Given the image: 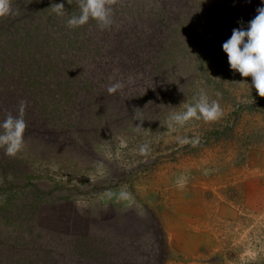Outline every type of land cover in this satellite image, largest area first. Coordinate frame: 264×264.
<instances>
[{
    "label": "rangeland",
    "instance_id": "rangeland-1",
    "mask_svg": "<svg viewBox=\"0 0 264 264\" xmlns=\"http://www.w3.org/2000/svg\"><path fill=\"white\" fill-rule=\"evenodd\" d=\"M195 1L212 6V14L225 3L233 7L241 4L240 0ZM247 2L246 9L242 4L241 7L254 17L261 2ZM210 46L208 42L207 47H193L189 57L192 60L185 64V73L174 86L171 101L165 108L153 111L150 118L143 111L129 114V109L124 118L119 119L116 114L115 121H103L97 113L99 106L88 93L81 102L85 112L93 113L94 123L97 121L100 126L91 122L94 135H84V149L74 146L71 136L66 139L64 133L52 131L48 138L51 141L41 142L35 135H24L23 148L15 156L4 153L5 161L14 162L9 176L15 188L0 190V198L11 197L15 189L31 193V185L38 184L41 190L51 192L54 199L49 197L40 204L31 223L17 220L14 209L0 207V227L5 234L0 236L3 250L8 251L15 244L23 250H14L12 256H17L12 264H19L23 257L31 258L30 263L34 264H67L50 250L57 240L68 247L81 244L88 251L86 245L96 242L93 235H106L100 247L110 244L117 250L123 246L109 235L114 227L116 235L129 231L134 243H145L138 252L124 250L126 257H115L116 264H153L148 255L160 253L164 256L162 264H264V208L257 207L258 212L255 207H247L242 189L257 176L263 177L258 171L264 169V97L240 83L247 81L251 85V76L245 78L233 72L223 48L214 43L211 49ZM200 55L206 57L205 62L199 61ZM105 64L101 71L104 74L93 80L101 83L105 76L108 83L126 80L135 86L128 90L131 97L142 95L143 87L134 83L136 78H125L134 70L131 58ZM201 94L218 100L222 116L211 122L192 119L183 126L170 128L168 116L183 111ZM119 109L116 108L117 113ZM63 117H68V112ZM143 145H147V150L141 152ZM29 173L33 176L32 184L25 179ZM3 182L0 173V185ZM16 182L25 185L17 188ZM225 190L237 218L228 223L220 219L217 229L222 248L212 257V192L224 199ZM122 191L129 194L127 198L120 197ZM193 193L198 194L201 208L193 214L188 212L186 222L180 226L179 202ZM16 201L15 194L12 203ZM159 228L161 249L153 244V232L157 234ZM180 232H185L190 246L187 253L170 243V238L174 242L181 238ZM133 233L141 238L133 237ZM200 243L202 247L198 246ZM47 246L50 253L42 249ZM3 250L0 255L4 257ZM93 254L100 257L96 251Z\"/></svg>",
    "mask_w": 264,
    "mask_h": 264
},
{
    "label": "trees",
    "instance_id": "trees-1",
    "mask_svg": "<svg viewBox=\"0 0 264 264\" xmlns=\"http://www.w3.org/2000/svg\"><path fill=\"white\" fill-rule=\"evenodd\" d=\"M60 2L64 3L67 12L63 17L57 16L51 7ZM240 3L247 8V0H240ZM11 4L12 13L0 17V121L9 113L19 115L21 101H24L23 118L27 124L24 135H35L42 142L45 139L51 141L48 138L52 131H60L66 139L68 135L73 138L74 146H83V149L87 139L84 135H94L91 122L100 126L97 121L94 123L93 113L85 112L81 102L88 93L99 106L97 113L103 121H115L117 115L119 119L124 118L129 109V114L143 111L150 118L153 111L165 108L171 101L174 86L182 80L185 64L192 60L189 57L194 46L207 47L209 42L211 46L214 43L217 48H222L234 28L246 27L253 18L247 15L241 4L233 7L225 3L212 14V6L195 0H111L114 22L109 29L99 28L95 21L80 29H69L65 20L68 15L78 13V0H70V3L68 0H11ZM251 7L252 3L248 8ZM128 58H131L134 70L125 78H136L134 83L143 87L142 95L131 97L128 90L135 86L126 80L118 81L122 87L113 94L107 92L111 83L106 82V76L105 79L102 77L104 81L101 83L93 80L104 74L101 71L108 61L112 64ZM199 61L205 62L206 57L200 55ZM120 65L131 68L130 65ZM110 78L114 76L110 75ZM140 79L144 80L141 82ZM65 112L68 117H63ZM4 153L0 147V173L4 180L1 191L15 188L9 176L14 162L5 161ZM32 178L30 173L25 175L30 183ZM15 184L19 188L25 182ZM31 186L34 188L31 193L15 189V203H12L15 194L0 198V207L14 209L21 223L23 220L33 222L40 204L52 198V193L42 191L38 184ZM1 229L0 236H5ZM112 229L109 235L123 246L117 250L110 244L102 245L101 240L106 235L91 236L96 237V242L86 245L88 251L81 244L74 247L61 245L60 240L50 250L67 264H116L114 258H125L122 252L127 248L138 252L145 246L140 241L134 243V238L129 237L131 232L126 230V234L122 231L116 235L115 227ZM156 231L157 234L153 232V244L161 249L160 228ZM132 236L141 238L138 233ZM13 247L4 251L0 244L5 252L4 257L0 255V264H12V259L17 256H12L14 250L23 252L19 244ZM103 248L105 250L101 251ZM42 249L50 253L49 246ZM95 251L100 257L93 254ZM141 255L139 252L138 256ZM150 256L153 264H162L164 256L161 253ZM108 258L110 262H107ZM20 262L34 264L26 257ZM145 262L150 264V261Z\"/></svg>",
    "mask_w": 264,
    "mask_h": 264
},
{
    "label": "clouds",
    "instance_id": "clouds-1",
    "mask_svg": "<svg viewBox=\"0 0 264 264\" xmlns=\"http://www.w3.org/2000/svg\"><path fill=\"white\" fill-rule=\"evenodd\" d=\"M70 3V0H68ZM111 0H78V13L68 15L65 20L69 29H80L95 21L101 29H109L113 24L110 7ZM52 9L57 16L67 14L64 3L52 4ZM12 13L11 0H0V17ZM222 48L227 54L230 69L238 72L241 77L251 76V85L247 81L240 83L254 88L260 97H264V0L256 9V15L247 23L232 30L231 36L223 42ZM122 87L121 83H111L107 87L109 94L116 93ZM25 102L21 101L19 115L9 113L0 121V147L8 156H15L24 145V133L27 127L23 118ZM223 110L218 100H210L206 94L194 98V103L187 104L183 111L173 112L167 118L170 128L183 126L186 122L195 119L211 122L219 119ZM147 150V145L141 146L140 151ZM121 198H127L126 192H121Z\"/></svg>",
    "mask_w": 264,
    "mask_h": 264
},
{
    "label": "crops",
    "instance_id": "crops-1",
    "mask_svg": "<svg viewBox=\"0 0 264 264\" xmlns=\"http://www.w3.org/2000/svg\"><path fill=\"white\" fill-rule=\"evenodd\" d=\"M262 167H259L261 169ZM258 174L263 175L262 179H260L258 176L256 177V180H252L246 183V185L243 187V201L247 207H255L256 211L258 209H263L264 208V169L261 171H258ZM191 191H188L190 193ZM227 190L224 191V199H219L218 196L216 195L217 193L215 191L212 192V257L216 256L218 254V251L222 248L221 242L222 239L218 235V229H217V224L219 223L220 219H224L226 223L231 222L232 219L237 218V213H235L233 209V205L231 204L232 202L229 201ZM186 200V201H185ZM199 197L198 194H191L189 195L188 198L184 197V200H181L179 202V207L181 208L182 212L179 213L181 214V219H178V222L180 223V226L182 223L186 222L184 219L185 216H188V212L191 214L198 212L199 209L201 208V204L198 202ZM244 206V205H243ZM263 206V208H261ZM257 207H259L257 209ZM259 212V211H258ZM189 214V216H190ZM236 216L234 217V215ZM263 214V212L258 213V215ZM182 234L181 238L178 239V241L174 242L175 239L173 240L170 238V243L174 244L178 247L180 252L187 253L190 249V246L187 241H185V232L181 233ZM195 243L191 242V245H194ZM202 243H200L201 246ZM202 247V246H201ZM190 256V255H189ZM194 258V256H190Z\"/></svg>",
    "mask_w": 264,
    "mask_h": 264
}]
</instances>
